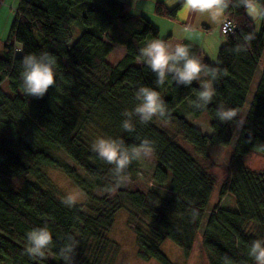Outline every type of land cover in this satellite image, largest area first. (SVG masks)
I'll use <instances>...</instances> for the list:
<instances>
[{
	"label": "trees",
	"instance_id": "obj_1",
	"mask_svg": "<svg viewBox=\"0 0 264 264\" xmlns=\"http://www.w3.org/2000/svg\"><path fill=\"white\" fill-rule=\"evenodd\" d=\"M259 3L264 5V0ZM179 7L168 9L156 3L153 14L175 21ZM246 11L243 7L227 10L226 19L235 25L233 35L224 36L213 64L202 58L226 72L214 82L212 102L199 110L192 101L200 86H178L171 78L157 86L156 74L138 61L139 49L161 38L157 28L133 13L128 3L18 0L8 39L0 49V264L63 262L59 249L66 235L79 241L75 264H113L118 246L107 234L114 215L122 209L127 211L139 260L170 264L159 249L166 240L187 259L204 220L213 182L175 139L188 145L202 161L209 160V147L227 146L261 69L229 158L228 181L218 193L219 200L230 196L235 209L214 207L201 233L207 264H225V257L232 264H255L248 251L253 240L264 239V170L251 171L243 160L251 154L264 160V19L257 25ZM73 28L80 34L72 43ZM250 32L255 39L247 50L232 51ZM162 40L189 45L198 53L197 47L171 34ZM114 46L123 47L124 55L112 67L105 58ZM41 52L54 55L57 66L54 86L38 99L23 92L21 72L23 57ZM4 83L9 93L1 88ZM140 86L161 94L170 118H154L147 124L135 120V131L129 133L122 128V113L137 105L135 93ZM221 107L235 109L237 116L220 121L216 112ZM203 113L209 116V123L185 119ZM157 123L172 128L175 139ZM97 137L120 138L128 146L145 138L153 141L156 166L151 184L165 196L154 189L121 186L109 191L114 192L113 197L97 198L92 188L108 191L112 183V166L91 150ZM43 167L61 170L84 194L83 205L66 207L43 189L39 183ZM137 171L138 161H134L128 169V183L136 179ZM28 177L38 183L25 181L19 187L13 183ZM45 225L53 238L54 246L46 253L51 259L31 258L24 253L26 234Z\"/></svg>",
	"mask_w": 264,
	"mask_h": 264
},
{
	"label": "clouds",
	"instance_id": "obj_2",
	"mask_svg": "<svg viewBox=\"0 0 264 264\" xmlns=\"http://www.w3.org/2000/svg\"><path fill=\"white\" fill-rule=\"evenodd\" d=\"M189 13L207 14L213 23L224 24L226 13L230 7H243L257 18L264 19V5L259 0H182ZM185 31H195L185 25ZM227 37L229 29H223ZM255 39L254 33H247L243 42L237 44L232 51L239 54L246 51L247 46ZM138 61L145 64L156 74V84L161 86L171 78L178 86H191L199 83V90L192 106L204 110L216 95L214 82L225 74L226 70L204 63L203 59L191 51L189 45L168 43L162 39H153L139 49ZM220 61H217L219 64ZM57 59L48 52L39 55L28 54L22 59L21 79L23 92L35 98H42L55 84ZM138 101L132 111H124L122 128L126 132L135 131V120L147 124L154 118H170L168 106L161 94L153 88L140 86L135 93ZM217 118L222 122L232 121L237 116L235 109L218 108ZM91 150L108 165H111L112 183L107 189L114 191L129 181V166L134 161L152 158L155 154L154 142L145 138L138 145L128 146L120 138L97 137L91 144ZM82 192H72L62 198V203L69 208L74 207L83 197ZM196 212H193V216ZM24 253L31 258L46 259V253L54 246L52 234L47 225L32 229L26 234ZM79 241L72 235H66L65 242L59 249V256L64 264H75L76 248ZM255 264H264V239L251 242L248 251ZM225 264L232 262L225 257Z\"/></svg>",
	"mask_w": 264,
	"mask_h": 264
},
{
	"label": "rangeland",
	"instance_id": "obj_3",
	"mask_svg": "<svg viewBox=\"0 0 264 264\" xmlns=\"http://www.w3.org/2000/svg\"><path fill=\"white\" fill-rule=\"evenodd\" d=\"M17 4H18V0H0V49L3 43L8 39L11 25L15 18ZM246 13L257 25L260 24L261 21L263 20L257 18L254 14H251L248 11H246ZM163 21L167 23V21L165 20ZM168 25L169 27H172V24H168ZM162 30H164V28ZM79 34L80 32L78 31V29L73 28L72 43L75 42ZM163 34L164 32H162L160 35L161 39L166 36V33L164 35ZM210 36H212L213 39L216 40V36H213L212 33L210 34ZM204 51L209 56L210 52L208 51V48L206 46L204 47ZM211 52L212 54H214V51ZM123 55H124V48L120 46H114L111 53L105 58V62L113 67L121 60ZM209 58L210 60L207 61L210 64H213L215 62L216 56ZM262 60H264V55ZM258 73L259 70L256 74L255 82L252 86L251 92L247 96L244 108L240 116V120L233 127V133L230 143L227 146L209 147L207 150V154L209 155L208 161H202L201 159L197 158L194 155L192 149L188 145L184 144L180 139H175L174 131L172 128L157 123L158 127L161 128L170 138L175 139V142L178 146H180L190 156H192L197 160V162L200 164L202 169L209 175V177L212 179L213 182V194L210 198L204 220L200 226L198 233L194 237L192 243V249L189 257L186 259L183 256L182 251L168 240L164 241L160 245L159 248L160 252L164 255V257L168 260L170 264H207V259L201 246V233L203 231L209 213L216 206L220 207L221 209L230 210V211H233L235 209L234 201L230 196H226L222 200H219L218 193L222 185L228 181L227 167H228L229 158L235 146V142L237 140V136L239 134L241 124L247 113L249 103L251 100V94L256 86L257 79L259 78L260 74L258 75ZM193 83L199 86L198 82H193ZM1 88L7 93H9L7 83H4L1 86ZM185 119L188 122L194 121L196 123L210 122V118L206 113L201 114L197 118H194L191 115H186ZM65 162L71 165V163L67 159H65ZM243 163L244 166L251 171L262 172L264 170V160L258 155L251 154L247 156L243 160ZM155 166H156V162L153 157L148 160L138 161V171H137L136 179L132 182V184L127 182L126 185L122 186V188H130V186H135L142 191H146L148 189H154L161 196H165L164 192L158 190L157 188L152 187L151 176ZM80 176H81L80 178H83L82 175ZM25 181L37 182L35 178L28 177L26 179L15 180L13 183L19 187ZM86 181L88 182L87 179ZM39 183L41 184L43 189L51 192L60 201H62V198L69 193L80 192L71 182V180L61 170L57 168H51V167L41 168V180L39 181ZM92 193L97 198H102V197L111 198L114 195V192L100 190L97 188H92ZM84 202H85V198L83 196L81 200L77 203V205H83ZM127 220H128V214L126 210L122 209L116 212L113 218L112 228L110 232L107 234V238L118 246V254L113 264H160L155 260L141 261L138 259L135 237L131 228L127 224ZM46 257L47 259H51L50 255L48 254H46ZM54 262L56 264H64L59 260H54Z\"/></svg>",
	"mask_w": 264,
	"mask_h": 264
},
{
	"label": "crops",
	"instance_id": "obj_4",
	"mask_svg": "<svg viewBox=\"0 0 264 264\" xmlns=\"http://www.w3.org/2000/svg\"><path fill=\"white\" fill-rule=\"evenodd\" d=\"M120 2L128 3L132 7L133 13L137 15H142L147 20L157 28L159 32V37L162 32L166 35H174L182 40L194 45L198 49L197 56L201 58H206L208 61L209 57H215L216 52L222 45L224 40V35L219 30L220 23H213L207 16V14L199 13H189L182 0H118ZM156 3L164 4L168 9L175 8L180 5L179 9L176 11V20L164 22L162 18H159L153 14V7ZM169 22V23H168ZM168 24H172L169 27ZM166 28H165V26ZM185 25L192 26L195 31H185ZM164 30H162L163 28ZM162 31V32H161ZM216 36V40L213 39L210 34ZM163 34V35H164ZM211 37V38H209ZM208 48L210 52L209 56L205 53L204 47ZM211 51H214L212 54ZM259 69V73L260 74ZM258 80V79H257ZM213 194V192H212ZM212 196V195H211Z\"/></svg>",
	"mask_w": 264,
	"mask_h": 264
},
{
	"label": "built area",
	"instance_id": "obj_5",
	"mask_svg": "<svg viewBox=\"0 0 264 264\" xmlns=\"http://www.w3.org/2000/svg\"><path fill=\"white\" fill-rule=\"evenodd\" d=\"M223 29H229L228 35H233L235 31V25L231 21L226 19V22L224 24H219V30L222 34H223V31H222Z\"/></svg>",
	"mask_w": 264,
	"mask_h": 264
}]
</instances>
